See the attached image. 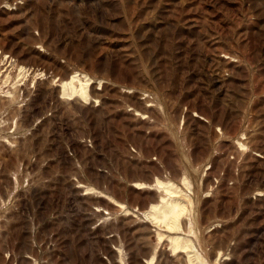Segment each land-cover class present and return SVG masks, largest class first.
<instances>
[{
	"label": "rangeland",
	"instance_id": "obj_1",
	"mask_svg": "<svg viewBox=\"0 0 264 264\" xmlns=\"http://www.w3.org/2000/svg\"><path fill=\"white\" fill-rule=\"evenodd\" d=\"M0 264H264V0H0Z\"/></svg>",
	"mask_w": 264,
	"mask_h": 264
},
{
	"label": "bare ground",
	"instance_id": "obj_2",
	"mask_svg": "<svg viewBox=\"0 0 264 264\" xmlns=\"http://www.w3.org/2000/svg\"><path fill=\"white\" fill-rule=\"evenodd\" d=\"M180 206H181V204H180ZM151 209H153L155 211L154 212L155 218L160 223L164 224L169 231H175L181 227L179 224V221H180L179 208H178L177 204L175 202H173V200H170L169 202H165V204H163L159 207L153 206ZM180 237L181 236H169V238L173 241V243L175 244L176 247H180V244H183L181 242H185V243L188 242V241H186ZM183 245H182L183 247L187 246V244H183Z\"/></svg>",
	"mask_w": 264,
	"mask_h": 264
}]
</instances>
